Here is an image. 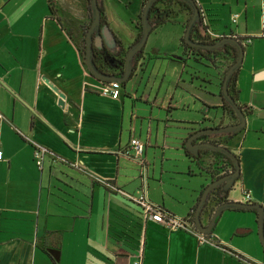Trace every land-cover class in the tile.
<instances>
[{"label":"crops","instance_id":"0c3cea01","mask_svg":"<svg viewBox=\"0 0 264 264\" xmlns=\"http://www.w3.org/2000/svg\"><path fill=\"white\" fill-rule=\"evenodd\" d=\"M98 1L107 21H101V32L108 25L113 38L104 42L100 68L121 75L147 0ZM195 1L204 15L199 34L208 28L213 36L236 37L244 46L236 91L237 102L249 113L242 131L223 137L240 159V178L226 201L244 202V192L250 191L252 203L264 207L263 0ZM88 11V0H0V264H133L141 250L142 264H264L258 215L251 209L224 210L209 241L200 243L186 230L146 221L139 205L103 184L128 194L146 188L149 201L164 212L194 217L209 180L191 165L185 143L200 119L175 112L193 101L211 119L219 108L207 104L218 106L222 99L210 101L199 93L198 64L183 43L185 10L151 29L134 60L133 90L147 77L150 83L153 75V80L161 76L156 92L154 81L148 97L128 91L127 85L118 99L103 95V82L91 75L78 45ZM148 59L155 62L149 74ZM216 71L220 77L222 69ZM186 73L191 91L182 85ZM225 116L220 124H234ZM133 137L145 143V156L151 147L162 150V159L139 163L130 147ZM35 143L51 153L42 169ZM174 149L182 151L181 167L164 159L166 150ZM194 162L211 171L210 154ZM211 216L212 210L203 211L204 225Z\"/></svg>","mask_w":264,"mask_h":264},{"label":"water","instance_id":"95a60500","mask_svg":"<svg viewBox=\"0 0 264 264\" xmlns=\"http://www.w3.org/2000/svg\"><path fill=\"white\" fill-rule=\"evenodd\" d=\"M155 1L156 0L146 1L144 8H143L142 16H141V21H142V26H143L142 37L126 53L125 62H124V72L121 75H117L115 73L104 72L98 66L95 60V57L97 56V54L95 52L94 46L102 49L104 47V42L106 40L111 41L113 38H112V32L108 25H106L103 29V32H101V10H100L99 1L90 0V5L92 8V22L86 33L85 63L87 67L89 68L91 75L94 78L102 82L119 81L122 85H126V83L131 79L133 71H134V60L139 53H142L147 43L148 37L151 33L152 26L149 24V19H150L149 15H150V8ZM183 1H186L187 3H189L193 9L191 19L189 21V24L184 34V39L190 46L194 48L205 49V50H215L221 47L222 45H224L225 43L229 42V43L235 44L239 50V55H238L236 62L233 63L227 71V74L223 82V89H222L223 97L229 102V104L236 111L237 115L239 116V122L234 123V124L220 126V127H209V128L207 127V128L199 129L195 133L191 134L185 143V147H187L190 151L194 152L195 154H198L200 149H205V148L222 151L226 153L229 157H231L234 163L236 164L235 171L229 174H226L216 180H213L210 184H208L205 187L200 197L199 203L196 207L195 213H194L196 228L199 232L205 235H208L213 231L217 218L222 214L224 210L235 209V208L255 210L258 215L259 237L264 246V207L260 204L240 202V201H224L216 207L207 225H204L202 221L204 205L207 202L210 191L214 187L221 185V184H225L226 186H228L229 185L228 181L230 179L235 181L238 178L239 173H240V163L237 159V156L228 147L221 145V144L211 143L207 141L196 142L195 140L197 139V137L203 134H220V133H228V132H239V131H242L246 127L247 125L246 116L241 106L239 105V103L228 91L229 79L231 78L233 73L241 67L243 63L244 46L238 38L232 37V36H225L221 38L218 42L213 43V44H203V43L194 41L192 38V33L194 30V27L197 24L201 23V9L195 0H183ZM96 33H100V34L96 37L95 36ZM99 40H100V43L98 42ZM54 90L57 91L58 88L54 87ZM59 96L61 98L59 101V104L62 105V99L65 97V95L60 92Z\"/></svg>","mask_w":264,"mask_h":264},{"label":"trees","instance_id":"16d2710c","mask_svg":"<svg viewBox=\"0 0 264 264\" xmlns=\"http://www.w3.org/2000/svg\"><path fill=\"white\" fill-rule=\"evenodd\" d=\"M99 5H100V10H101V21L103 22V24H107V21L104 17V10H103V7H102L100 2H99ZM181 5L185 6L187 10H189L190 12L193 13L192 7L186 1H183V0H156L150 8V15H149L150 16L149 24L152 26V29L156 28L157 26H159L165 22L171 21L173 18H176L179 13H178V10H175L174 8L177 6L181 7ZM90 11L92 14L91 5H90ZM91 22H92V17H91ZM188 24H189V22H187L186 26H188ZM137 26L139 29V34H138V37H137L134 44H136L142 37V32H143L142 21H140ZM199 30H200V28L197 24L194 27V30L192 33V38L196 42L203 43V44H213V43H216L220 40L219 39L217 41L207 42V41H205V37L201 36V34H199V32H200ZM86 33H87V31H86ZM115 42L120 47V50H122L120 41L115 39ZM183 43L185 44L186 49L189 50V56L193 62H195L196 64H199V65L202 64V65L206 66L207 65L205 63V61H206L215 70L218 68L222 69L221 76L220 77L218 76V78H217L218 79V81H217L218 84H217L213 80H211L210 77L203 76V75H201L203 78L199 77L197 75V73H200L201 70H199V66L196 67L197 70L194 73V74H196V77L194 79L198 81L199 91H203L205 93H208L210 96L218 95V97H220L222 99L221 105L211 107L210 105L207 104L208 108H214V109L221 108L223 110V114L226 115L225 117L230 119V118H232L231 114H234L239 119V116L237 115L234 108L229 104V102L222 95L223 82H224L225 76L227 74V71L231 67V65L236 62V60L238 58V55H239L238 47L233 43L227 42L224 45H222L221 47H219L218 49L205 50V49H199V48H194V47L190 46L185 41V39H183ZM85 50H86V37H85ZM103 50H105V48H102L99 51H95V52H96V54H98V53L100 54L101 52H103ZM117 55L119 56L120 52H118ZM124 62H125V60H124ZM124 62H123V65H124ZM240 68L237 69L233 73V75L231 76V78L229 79V82H228V91L236 99V101H237V96H238L237 91H236V81H237V76H238ZM123 72H124V70L122 71V73ZM209 85H214L215 89H216V87L218 88L217 94H216V92H213L212 90H208ZM241 108H242V110L246 116V114L249 113V110L245 106H241ZM220 126H223V124L221 123L216 127H220ZM192 131H194V133H195L198 130L196 128H192ZM237 133L238 132H228V133H220V134H203V135L197 137V139L195 141L201 140V139L207 141V139H210L211 141H207V142L221 144V145L225 146V138H223V137H231ZM185 151H186V155H187L188 159H190V160H198V159H201L204 155L210 154V156H211V164H210L211 171L207 170V172L211 173V178L213 180H216V179L222 177L221 175L224 176L226 174H229V173L235 171V169H236V164L234 163L232 158L229 157L226 153H224L222 151L213 150V149H209V148L200 149L198 154H195L194 152L190 151L188 148H186ZM218 158L221 159L220 160L221 162L219 161ZM237 159L240 163L239 156H237ZM239 178H240V173H239L238 178L235 181L232 179H230L228 181V183H229L228 186H226L225 184H221V185L214 187L209 193L207 202L204 205V209H205L206 205L209 203V201H211V203H214L216 205H219L220 203L226 201L228 194H229V191L233 188L235 182ZM223 187H225V191L222 190ZM213 207L214 206H211V210H213ZM235 209L236 210H244V209H239V208H235ZM253 211H255V210H253ZM192 216H193V214H192Z\"/></svg>","mask_w":264,"mask_h":264},{"label":"rangeland","instance_id":"374dc122","mask_svg":"<svg viewBox=\"0 0 264 264\" xmlns=\"http://www.w3.org/2000/svg\"><path fill=\"white\" fill-rule=\"evenodd\" d=\"M262 4H263V1H262ZM88 9H89V11H88L89 20H88L87 23H85L82 26L83 33H82L81 39L78 42L79 48L82 50V53L84 55H85V51H86L85 50V37H86L85 35H86V31L88 30V27L90 26L91 17H92V14H91V11H90L89 0H88ZM174 9L175 10H178V13H180L181 11H184L185 10L187 12V14H188L187 22L190 21L191 16H192V12H190L189 10H187L185 6H182V5H181V7H178L177 6ZM262 9H263V6H262ZM130 10H132V8ZM201 29H202V27H201ZM204 32H206V29H205ZM201 36H204L205 37V41H207V42L217 41V40H212L211 37L208 36L206 33L203 34V35H201ZM147 61L150 62V65H149V68H148V74H149V72H152V70H153L152 68H153L155 62L153 60H149V59ZM106 62H107V56H106ZM99 63H100V65H102V62L99 61ZM205 63L207 64L206 66L205 65H202V64L196 65V66H199V70H201V72H200L201 75L210 77L211 80H213L215 83L218 84V82H217L218 81V79H217L218 78L217 71L214 68H212V66L208 62L205 61ZM191 65H193V63H191ZM140 71L142 72L141 69H140ZM154 71L157 72V66L155 67V70ZM153 76L151 77V82L150 83H147V80L149 78V77H147V80L145 79V81L142 84H139L138 83L139 86H136L137 89L135 88L134 90H133V82H131V81H133V79H135V76L134 77L132 76L131 79L126 83V85L128 87V91H131L132 93L138 92L139 93V96L142 95V94H144L145 97H148L149 94H150V92H151V89H152L151 83L154 82V81H156L155 89H154V91L156 92V89L158 88V84L161 82V76H158V77L156 76V80H153V78H154ZM185 79H186L187 83H184L182 85L188 87V89L191 91V88L190 87H193V86H190V84H189V81L191 80V76L190 75H187V73H186L185 74ZM164 84H166V81L164 82ZM126 85H123V86H126ZM192 90L194 91V88H192ZM208 90H212L213 92H216V94L218 92V88L216 87V89H215V86L214 85H209L208 86ZM199 93H200V95L202 97H204L207 100H210V101L214 100V97L210 96L208 93H205V92H199ZM215 99H216V101L219 100L218 95H216ZM220 103H221V101H220ZM185 104H186V106L184 108H182V109L180 108V110H177L175 112V115L178 114V113H180V112L181 113H185V114H191V115L194 114V115H197V118L200 119L199 122L195 123L196 124L195 126H196L197 130H199V128L202 129V128H204V126H207V125L217 126L218 124H220V122H221V120L223 118V110L221 108H219L218 111H213L212 113H210V115L212 117H211V119H208V118L204 117V115L202 113H199V106H200V104L197 105V106H195V103L193 101L190 104H187V103H185ZM231 116H232V118H230V120H229L230 122H232V123H238L239 122V119L236 117V115L231 114ZM172 130H173V132L178 131L177 128H172ZM147 149H148V152H149L148 157L145 156V154H144L142 158H144L145 160H147L149 163H153V161L155 159V156L157 157L158 160H161L162 159V150L161 149H159L158 151L157 150H154V148H151V147L150 148H147ZM155 153L157 155H155ZM166 154H167V157H164V159H168L169 158V159H172L175 162H178L179 167H181V165L183 163L182 161H185L181 150L180 151H176L175 149L174 150H168V151L166 150ZM218 159H219V161L221 160L220 158H218ZM191 161H192L191 162V165L195 168V170L198 173V175H201V176L205 177V179H208L209 180V184H210L212 181H211V178L207 176L208 173L207 172H204L201 168H199V165L197 163H195L194 160H191ZM221 176H223V175H221ZM166 177L168 178V181H170L171 183H173V180H171V177L169 175H167ZM182 183H186V182H182ZM222 190L225 191V187H223ZM184 191H186V189H184ZM235 191H238V187L235 189ZM188 192L191 193L190 191H188ZM217 206L218 205H216V206L213 207L212 215H213V213H214V211H215V209H216ZM209 211H211V201L206 205V207L204 209V213H208ZM257 234H259V227H258V225H257Z\"/></svg>","mask_w":264,"mask_h":264},{"label":"built area","instance_id":"2783aa9c","mask_svg":"<svg viewBox=\"0 0 264 264\" xmlns=\"http://www.w3.org/2000/svg\"><path fill=\"white\" fill-rule=\"evenodd\" d=\"M263 9H264V0H263ZM204 20V15L201 13V22ZM206 25V24H205ZM206 34L210 37H213V39H219V37H215L212 35V33L206 29ZM2 86V81L0 80V88ZM121 89H122V84L119 81H105L102 83L101 87V93L105 96L111 97L113 99H118L121 97ZM0 117H2L0 115ZM1 134V131H0ZM130 147L134 150L136 160L144 164L143 161V155L145 152V143H143L141 140L133 137L130 140ZM51 153L42 145H39L35 143V148H34V157L36 164L39 168H43L44 161L48 155ZM3 157V152L0 148V159ZM103 184H105L108 187H111L123 195H125L129 200L133 201L137 205H139L142 208V213H143V218L147 221L150 220L154 223H157L165 228L168 229H183L186 230L194 235H196L200 241V243H206L209 241L208 235H205L201 232H199L196 228L195 224V219L194 217H179V216H174L170 215L163 210H161L157 205L151 203L148 199L147 196V190L146 188H143L142 191H140L138 194H128L125 193L124 191H121L115 187H113L110 183L102 181ZM253 197L250 191H245L244 192V202L247 203H252ZM224 247V246H223ZM229 249V248H226ZM231 250V249H230ZM232 251V252H231ZM230 252L232 255L241 257L242 258V253L231 250ZM143 263V250H141L134 260L133 264H142Z\"/></svg>","mask_w":264,"mask_h":264},{"label":"flooded vegetation","instance_id":"af4514ba","mask_svg":"<svg viewBox=\"0 0 264 264\" xmlns=\"http://www.w3.org/2000/svg\"><path fill=\"white\" fill-rule=\"evenodd\" d=\"M103 48H104V47H103ZM101 55H102V54H99V53H98L97 56H96V58H95V60H96V62H97V64H98V66L102 68V65H100V63H99ZM98 59H99V60H98Z\"/></svg>","mask_w":264,"mask_h":264}]
</instances>
